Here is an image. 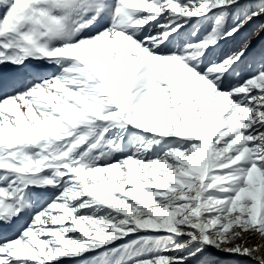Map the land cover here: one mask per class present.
I'll return each mask as SVG.
<instances>
[{
  "label": "snow or ice",
  "instance_id": "obj_1",
  "mask_svg": "<svg viewBox=\"0 0 264 264\" xmlns=\"http://www.w3.org/2000/svg\"><path fill=\"white\" fill-rule=\"evenodd\" d=\"M0 264H264V0H0Z\"/></svg>",
  "mask_w": 264,
  "mask_h": 264
}]
</instances>
